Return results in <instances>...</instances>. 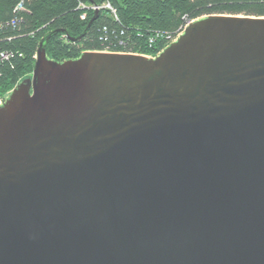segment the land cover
<instances>
[{"label":"water","instance_id":"water-1","mask_svg":"<svg viewBox=\"0 0 264 264\" xmlns=\"http://www.w3.org/2000/svg\"><path fill=\"white\" fill-rule=\"evenodd\" d=\"M60 33L0 106V264H264V18L151 59Z\"/></svg>","mask_w":264,"mask_h":264},{"label":"trees","instance_id":"trees-1","mask_svg":"<svg viewBox=\"0 0 264 264\" xmlns=\"http://www.w3.org/2000/svg\"><path fill=\"white\" fill-rule=\"evenodd\" d=\"M215 15L264 18V0H0V98L7 100L31 77L41 40L51 32L67 33L53 36L46 47L48 59L59 63L96 51L156 58L169 37ZM94 16L83 40L72 42ZM2 53L13 57L2 62Z\"/></svg>","mask_w":264,"mask_h":264},{"label":"built area","instance_id":"built-area-1","mask_svg":"<svg viewBox=\"0 0 264 264\" xmlns=\"http://www.w3.org/2000/svg\"><path fill=\"white\" fill-rule=\"evenodd\" d=\"M108 9H110L114 14H115V11L112 9V7L110 6V5H107L106 6ZM94 9L95 10H97V11H99L100 10V8H98V7H94ZM85 20L86 19V17H85V15H83L82 16V20ZM14 24V23H13ZM189 25H190V23H189ZM189 25H187V26H189ZM187 26H185V27H183L182 29H180L179 31H178V33H177V37H175V38H173V37H169L168 38V40H170L171 42L169 43V45L167 46V47H169L172 43H174L177 39H178V37L186 30V27ZM163 52V51H162ZM161 54V53H160ZM13 57V54H11V53H2L1 54V61L2 62H4V61H8L10 58H12ZM147 57V56H146ZM147 58H149V59H151L150 57H147ZM6 101V99H4V98H0V106L4 103Z\"/></svg>","mask_w":264,"mask_h":264},{"label":"rangeland","instance_id":"rangeland-1","mask_svg":"<svg viewBox=\"0 0 264 264\" xmlns=\"http://www.w3.org/2000/svg\"><path fill=\"white\" fill-rule=\"evenodd\" d=\"M8 97H9V95H8ZM8 97H7V99H8Z\"/></svg>","mask_w":264,"mask_h":264}]
</instances>
